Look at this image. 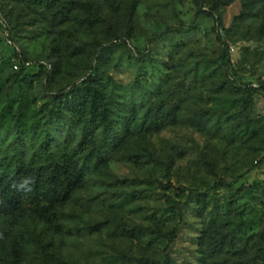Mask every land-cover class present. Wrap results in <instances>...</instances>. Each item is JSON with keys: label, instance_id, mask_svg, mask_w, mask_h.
<instances>
[{"label": "rangeland", "instance_id": "374dc122", "mask_svg": "<svg viewBox=\"0 0 264 264\" xmlns=\"http://www.w3.org/2000/svg\"><path fill=\"white\" fill-rule=\"evenodd\" d=\"M201 8L221 18L229 66ZM85 80L123 121L112 142L78 113ZM247 83L264 86V0H0V152L85 170L67 202L0 215V264H166V247L173 264H259L264 94L244 109ZM159 108L175 123L143 130ZM88 142L110 154L90 163Z\"/></svg>", "mask_w": 264, "mask_h": 264}, {"label": "trees", "instance_id": "16d2710c", "mask_svg": "<svg viewBox=\"0 0 264 264\" xmlns=\"http://www.w3.org/2000/svg\"><path fill=\"white\" fill-rule=\"evenodd\" d=\"M218 2L219 0H214V3ZM230 2L231 1L223 5H229ZM198 15L209 16L215 21L217 27L215 33L217 35V40L222 47L220 61L224 66H229L231 64V51L226 37L223 38L221 32H219V27H222L221 18L202 8L199 9ZM244 17L245 13H242L236 17L235 20H242ZM180 28L186 29L183 25ZM226 32L229 33V29ZM18 59L17 64L19 69L15 70L16 74L13 77L15 81H17L26 70L30 69L29 66H26V63H29L28 60L22 59L19 56ZM46 64H37V69L40 70L45 66L46 70L49 71L52 68V65L49 63ZM89 80L83 81V90L77 95L78 97L74 99L78 102V105L76 106L79 107L78 113L80 115L87 113V116H92L96 122L101 124L103 128L102 133L105 139L112 142L114 137L119 134L123 121L117 114L114 115L113 104L107 98L104 89L92 84ZM236 88L244 92L242 104L243 108L246 110L251 109L253 97L255 95L264 94V86L255 87L251 83L240 85ZM75 101L70 102L72 112L76 111L74 104ZM162 110L163 108H159L156 111H147L144 116L146 126L143 130H153L154 132H158L175 123L174 115L170 113L161 115ZM64 113V109L62 110V108L56 106L54 107V113L52 116L61 120ZM137 114L138 112L136 108L130 107V126L132 122L136 121ZM83 120L82 117V122ZM86 123H88V121ZM86 128L85 125L82 128L83 143L86 140V134L83 132ZM105 143L103 145H105ZM90 144V142L86 143V151L91 157L90 163L93 161L94 156L98 159H102L104 156L110 154L109 148H103V145L94 148ZM36 157L39 159V163L33 167H29L24 165L21 154L16 147L0 152V215L17 217L26 209L37 212L41 206L49 208L53 207L55 204L67 202L76 183L78 184L81 182L84 177L85 170L79 169L78 171H74V177L72 179L67 180L66 177L70 172L69 167H66L62 161L56 162L53 159V153L50 151L42 150L37 152ZM36 157L35 159H37ZM225 184V181H221L216 186H224ZM192 194H197V192H192ZM175 236L176 230L174 229L173 232L170 233V243L173 242ZM164 251L166 257L165 263L173 264L166 253L167 247ZM256 258L258 259L259 264H264V223L258 236ZM143 264L155 263L147 260Z\"/></svg>", "mask_w": 264, "mask_h": 264}, {"label": "built area", "instance_id": "2783aa9c", "mask_svg": "<svg viewBox=\"0 0 264 264\" xmlns=\"http://www.w3.org/2000/svg\"><path fill=\"white\" fill-rule=\"evenodd\" d=\"M26 66H30V63H26ZM19 66L18 64H14V70H18Z\"/></svg>", "mask_w": 264, "mask_h": 264}]
</instances>
